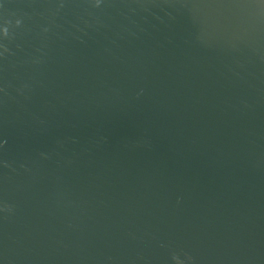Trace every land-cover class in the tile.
<instances>
[{"label": "water", "instance_id": "1", "mask_svg": "<svg viewBox=\"0 0 264 264\" xmlns=\"http://www.w3.org/2000/svg\"><path fill=\"white\" fill-rule=\"evenodd\" d=\"M0 264H264V0H0Z\"/></svg>", "mask_w": 264, "mask_h": 264}]
</instances>
